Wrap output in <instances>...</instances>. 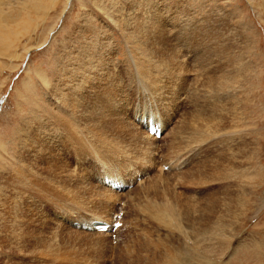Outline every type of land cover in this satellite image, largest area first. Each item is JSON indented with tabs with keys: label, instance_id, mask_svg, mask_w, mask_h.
<instances>
[{
	"label": "rangeland",
	"instance_id": "1",
	"mask_svg": "<svg viewBox=\"0 0 264 264\" xmlns=\"http://www.w3.org/2000/svg\"><path fill=\"white\" fill-rule=\"evenodd\" d=\"M33 1L0 0V264H149L164 244L179 246L175 264H264V0H56L46 11V0ZM105 77L125 89L123 114L136 129L135 110L154 101L164 113L163 102L170 121L153 161L182 152L188 162L174 165L177 177L168 164L161 172L163 161L146 169L127 188L134 195L96 185L107 203L92 185L96 154L79 156L65 135L82 126L96 136L88 118H97L118 137L126 120L92 92ZM138 160L132 177L145 169ZM104 208L120 216L114 240L66 222Z\"/></svg>",
	"mask_w": 264,
	"mask_h": 264
},
{
	"label": "bare ground",
	"instance_id": "2",
	"mask_svg": "<svg viewBox=\"0 0 264 264\" xmlns=\"http://www.w3.org/2000/svg\"><path fill=\"white\" fill-rule=\"evenodd\" d=\"M56 0H46V2H45V6H43L42 7V10H49L50 8H52L53 7V3L55 2ZM31 3L33 4V7L34 8H37V4L33 1V0H31ZM49 4H51V7H49ZM132 8V7H131ZM133 12L135 11V13H133V14H136V13H138L139 12V7H137V6H135L134 5V7H133V10H132ZM39 15L40 14H36V19H39ZM130 16V15H129ZM138 18V17H137ZM144 20V19H143ZM129 22V24L130 25H133L132 27H136V26H138V24H137V22L136 21H133V20H129L128 21ZM153 22V21H152ZM139 23V22H138ZM143 24V23H142ZM148 26H149V24H148ZM143 27V26H142ZM147 30V29H146ZM136 31V30H135ZM161 31V30H160ZM204 32V31H203ZM200 33H201V31H200ZM149 35V34H148ZM162 36V35H161ZM139 37V36H138ZM149 37H150V35H149ZM153 42V41H152ZM147 43H148V40H147ZM212 45V44H211ZM102 46V45H101ZM100 48V47H99ZM173 48V47H172ZM104 49H105V47H104ZM104 51V50H103ZM211 52H212V50H211ZM176 54V53H175ZM94 56V55H93ZM110 57V56H109ZM177 57V56H176ZM106 64H107V59H106V57L104 58V56H102V49L100 48L99 50H98V52L96 53V65H95V67H96V69H101V71L103 70V69H106ZM173 65L174 64H172V67H173ZM93 67H94V65H93ZM94 67V68H95ZM136 67V66H135ZM143 68V67H142ZM141 68V69H142ZM180 68V67H179ZM178 68V69H179ZM177 68H175V70H176ZM180 70V69H179ZM104 71V70H103ZM153 71V70H152ZM183 71H185V70H183ZM98 72V71H97ZM143 72H145V69H144V71ZM169 73V72H168ZM140 74V73H139ZM144 74V73H143ZM142 74V75H143ZM103 75V74H102ZM107 75V74H106ZM109 75L110 74H108L107 75V77H109ZM146 75V74H145ZM174 75H176V74H174ZM160 76V75H159ZM150 77V76H149ZM153 77V76H152ZM140 78V77H139ZM142 78H144V75H143V77ZM155 78V77H154ZM97 79V78H96ZM146 79V78H145ZM152 79V78H151ZM108 80V81H107ZM138 80V79H137ZM143 80V79H142ZM142 80H139L140 81V83H142ZM114 80H109L108 78H106L105 77V79H103L101 82H99L100 83V85H101V87H103V88H101V89H99V90H97V89H95V88H93L92 87V92L94 93L95 92V94H97V97L95 96V101L96 100H102V99H105V97H111V101L109 102V110L114 114V116H115V118H118V119H121V120H126V122H123V124L121 125L120 124V126H118V127H116V129H115V133L118 135V137L116 138V136H112V137H109V135L110 134H107L106 132H103V129L104 128H100V121L97 119V118H88V117H86L85 116V118H88V119H90V123L91 124H93V127L95 128V129H97V131H98V133H96V136L94 135V137H89V135H88V132L86 133L85 132V130H84V128L81 126V127H79L78 126V129L80 128L81 129V132L78 134V129H77V132L74 130V129H70V132H68V133H65V135H66V138L67 139H69L68 141V144H70L72 147H74L75 148V152L80 156V155H87V153H85V151L87 152H90L91 150H92V152L93 153H95L96 155H94L93 157H95L93 160H94V164L96 165V167H98L99 169H100V172L99 173H93L94 175H93V177H92V179L94 178V180H93V183H92V185L95 187V188H97L98 189V192H99V195L97 196V198L99 199V200H101L102 199V201L104 202V203H107V202H109L110 200H108V199H105V198H108L107 197V195H106V197H105V195L104 196H102V194H105L104 192H103V189L102 188H99V187H106L103 183H102V179H103V177H105V176H107V177H110V178H113L114 180H120V182L122 183V184H124V185H130V184H132L134 187L135 186H138V184L139 183H137L136 185L134 184V182L135 181H133L134 179L136 180L137 179V177H139V175L140 176H142V175H144L145 173H148L147 172V170H151L152 168H154L155 167V165H157V164H159V163H161V161H163V163H162V165H159V168H160V170H161V172H163V171H165V170H163V168H164V166L165 165H170V166H172V169L171 170H173V171H176V169H175V167H174V165H176L177 167H178V170H180V171H182V169L183 168H185L186 166H187V164H188V162L185 160L184 161V159L182 158V157H184L183 155H181L180 156V154L182 153H179L178 154V156L177 157H173V158H171V157H169V158H171L168 162L166 161V159H163V160H160L159 161V163H157V162H155V161H153V160H155V159H153V156H156L155 155V150H154V148H155V146H154V148H153V145H155V144H157L158 143V147H162V146H159V140L160 139H162V136H163V134H164V136H166V133H164V130H165V126H166V124L170 121V120H166V118L163 116V114L166 112V108L163 106V102H162V107H163V109H164V113H162V111L161 112H159L157 109H155V106L152 104V103H149V102H146V103H148V105H150V106H152L153 108H148V109H144V110H141V111H139V109H136L135 110V114L133 115V118H132V120H133V122H134V124H136L137 125V127L139 128V127H142V125L144 124L145 126L147 125V123H151L152 125H157V126H159V128L160 129H162L163 130V132L161 133V135H160V137H156L155 135H151V134H149L148 133V131H147V129L146 128H144V134H142L143 132L141 131L140 133H136V132H134L133 130L134 129H136V128H134V127H132L131 125L132 124H130L131 123V121H127V115H124L123 113V108H124V106H125V103H124V101L125 100H127L128 98L125 96V89H123V87H121L120 85H118V87H117V83H115V81L113 82ZM153 82H156V81H154L153 80ZM165 82V81H164ZM101 83H103V84H105L104 86H102V84ZM70 84V83H69ZM75 84V83H74ZM159 84V83H158ZM215 85V84H214ZM153 86V85H152ZM142 87H144V86H142ZM160 87V86H159ZM140 88V87H139ZM151 89H152V87H151ZM164 89V88H163ZM138 90V89H137ZM144 90V89H143ZM158 90V89H157ZM165 90H167V88H165ZM69 91V90H68ZM67 92V91H66ZM66 92H65V95H66ZM89 92V91H88ZM145 92V91H144ZM123 93H124V96H123ZM158 93H160V91H158ZM162 93V92H161ZM160 93V94H161ZM174 93V92H173ZM213 93V92H212ZM69 94H72L71 92H69ZM166 94V93H165ZM67 95H68V93H67ZM67 95L65 96L66 97V99H67ZM73 95V94H72ZM147 95V94H146ZM69 96V95H68ZM143 96V95H142ZM141 96V97H142ZM148 97V96H147ZM166 97V96H165ZM164 97V98H165ZM158 98V97H157ZM171 98V97H170ZM181 98V97H180ZM73 99V98H72ZM69 100H70V97H69ZM151 100H152V98H151ZM170 100H172V99H170ZM147 101V100H146ZM69 105H68V107L72 110H75V111H73V112H76V110L78 109L75 105H74V103H73V101H71L70 103H68ZM156 104V103H155ZM130 107V106H129ZM155 110V111H154ZM122 113V114H121ZM129 114H130V112H128ZM162 113V114H161ZM84 113H80V116H81V118L83 119L84 118ZM69 116V115H68ZM77 116V115H76ZM78 116H79V113H78ZM104 116L107 118L108 117V115L107 114H104ZM170 117V116H169ZM78 120V119H77ZM164 120V121H163ZM87 123V122H86ZM89 123V124H90ZM124 123H126L127 124V127L124 125ZM83 124V123H82ZM67 126H69L70 127V124L69 125H67ZM220 127V126H219ZM86 128V127H85ZM91 128V127H90ZM126 128V129H125ZM134 128V129H133ZM137 128V129H138ZM67 129V128H66ZM136 129V130H137ZM140 129V128H139ZM105 130V129H104ZM135 130V131H136ZM172 130V129H171ZM170 131V130H169ZM93 132V131H92ZM91 135V134H90ZM92 135V136H93ZM163 136V137H164ZM168 137H167V139L168 140H170V142H168V143H170L169 145H171L170 147V150L171 149H174V148H176L175 147V141H176V136L175 135H172V134H169V135H167ZM56 137V136H55ZM113 137H115V139L113 138ZM200 137H201V135L199 136V139H200ZM53 138V137H52ZM157 139H159V140H157ZM163 140V139H162ZM167 140V141H168ZM165 141V140H164ZM154 142V143H153ZM67 143V142H66ZM113 143H115V146L114 147H110L111 146V144H113ZM165 143H166V141H165ZM153 144V145H152ZM162 145V144H161ZM165 147H167V145H165ZM93 148H95V149H99V150H97V152L99 153V157H97V153L95 152V150L93 149ZM158 149V148H157ZM156 149V150H157ZM167 149H168V147H167ZM170 150H166V153H168ZM163 151V150H162ZM171 151H173L174 152V150H171ZM176 151H177V149H176ZM176 151L174 152V154L176 153ZM85 154H84V153ZM164 153H165V151H164ZM164 153H161V151H159V155H158V153H157V158H160V159H162V158H166V157H164ZM169 153H171V152H169ZM168 153V154H169ZM117 154L118 155H122L124 158H121L120 160H118L117 158H116V156H117ZM144 154L145 155H147V157L145 158V156H144ZM173 156H174V154L173 153H171ZM170 154V155H171ZM151 157H150V156ZM171 155V156H172ZM185 155V154H184ZM191 155V154H190ZM92 156V155H91ZM130 156H133V158H130ZM187 157H188V155H186ZM192 156V155H191ZM113 157H114V159H113ZM152 158V159H151ZM184 158H186V157H184ZM189 158H191V157H189ZM188 158V159H189ZM109 159V160H108ZM111 159H113V162L112 161H110ZM137 159H139L138 161H142V164H143V166L142 167H145V169H143V171L142 172H139L138 174H137V176L136 175H133V177L134 176H136V178H133L132 177V172H134L133 170L135 169L134 167H136V165L135 164H137ZM176 159V160H175ZM192 159H193V157H192ZM107 160V162L108 163H105L104 164V162ZM168 160V159H167ZM83 161V160H82ZM133 161V162H132ZM132 162V163H131ZM185 163H187L186 164V166H184L185 165ZM196 163V162H195ZM162 166V167H161ZM184 166V167H183ZM183 167V168H182ZM126 169H129L128 171L126 170ZM147 169V170H146ZM168 170H169V167H168ZM168 170H166V171H168ZM176 171V172H178V173H175V175H176V177H177V174L179 175L180 173H182V172H180V171ZM165 171V172H166ZM184 171H185V169H184ZM92 172V171H91ZM165 172H163V173H165ZM171 172V171H170ZM134 174V173H133ZM160 175V174H159ZM167 176V175H166ZM169 176V175H168ZM171 176V175H170ZM162 177V176H161ZM160 176H159V178H161ZM173 177H174V175H173ZM179 177V176H178ZM142 178V177H141ZM141 178H140V183L142 182V180H141ZM126 179H130V183H129V181L128 180H126ZM162 179V178H161ZM161 179H158L157 178V180H160L161 181V184L159 185V187L161 186V185H163L165 188H166V190H170L169 188H171L172 189V187H173V183H170L169 181H167L166 180V182H164L163 180H161ZM178 179V178H177ZM86 180V179H85ZM168 180H169V177H168ZM162 181H163V183H162ZM83 183V182H82ZM87 183V182H86ZM98 183H100V185L98 184ZM175 183V182H174ZM95 184V185H94ZM156 184V182H155V180L153 181V183H151L149 186H147V189H149L150 191L152 190V187H153V190H154V185ZM84 185V184H83ZM99 186V187H97V186ZM102 185V186H101ZM187 185H191V184H187ZM82 186V185H81ZM132 186V187H133ZM103 187V188H104ZM130 188V187H129ZM164 188V189H165ZM109 189V188H108ZM131 189V188H130ZM105 190V189H104ZM174 190V189H173ZM106 191H107V189H106ZM105 191V192H106ZM116 191H118V190H116ZM115 190H112V189H109L108 190V192L109 193H111V195L112 194H115L116 196L117 195H119V194H124L125 193V196H128L129 195V191H127V189H124V190H120L119 191V193L118 192H116ZM140 191V189L138 190H134L130 195H134V194H136V193H138ZM172 191V190H171ZM176 191H174L173 193H175ZM108 193V194H109ZM107 194V193H106ZM128 194V195H127ZM171 194V193H170ZM129 195V196H130ZM182 196L181 194H178V196ZM174 196H175V194H174ZM125 198V197H124ZM192 198V197H191ZM193 199V198H192ZM210 199V198H209ZM187 201H190V200H188V198H187ZM177 202V201H176ZM122 203V201L121 202H119L118 204H117V206L119 207L120 206V204ZM178 203V202H177ZM189 203H191V202H189ZM193 203V202H192ZM123 205V204H122ZM190 205V204H189ZM117 206H116V210H117ZM181 206V205H180ZM187 207V206H186ZM159 208H164V207H159ZM105 209V208H104ZM106 211H107V214H106ZM205 211V210H204ZM103 213V214H102ZM101 214H96V216H90V217H88V218H86V217H77V216H75L76 218H74V219H70V218H67V220H66V222L70 225V227L71 228H73L74 227V229H78L77 231L78 232H80V230H84V231H82L83 233H85V231H86V233H88V234H94V235H97V236H106L107 234H104V233H109V235H110V237L112 238V235L113 234H115V232H117V229L119 228H116V230H114L113 232L114 233H112L111 231L110 232H108V231H104V232H96V231H93V230H88V229H84L83 227H76V226H74L73 225V223L74 222H78V223H88L89 221H91V220H102V221H106V222H108V223H110V228L112 227V225H113V223L115 222V221H117V214H119L118 212H117V214L115 215V213L113 212V213H111V214H109L108 213V208L107 209H105L103 212H102ZM206 213V212H205ZM161 213H159V215H160ZM115 216V217H114ZM114 217V218H113ZM120 217V216H119ZM119 217H118V221H120L119 220ZM167 217L168 216H166V219H167ZM68 225V226H69ZM205 226V225H204ZM69 227V228H70ZM71 230V229H70ZM73 230V229H72ZM74 231V230H73ZM88 231H90V232H88ZM116 235V234H115ZM91 238V237H90ZM96 238V237H95ZM94 239V238H93ZM115 239V238H114ZM113 239V240H114ZM172 239V238H171ZM161 243V242H160ZM172 243H174V242H172ZM171 243V244H172ZM160 245H162V244H160ZM179 245H181L180 243H179ZM188 245V244H187ZM192 245V244H191ZM189 246V248L188 249H190V251H191V253H193L192 254V256L193 255H195V252L197 251H195V247L193 248L192 246H190V245H188ZM195 246V245H194ZM158 248V247H157ZM160 248H161V254L160 255H158V256H154L153 255V257H151V259L149 258V259H147V261H145V260H143V261H145V262H149V264H175L176 262H179L180 261V258H179V254H180V248H179V246H175V245H168V244H164V246L162 247V246H160ZM155 250V249H154ZM154 251H152L151 253H153ZM189 252V251H188ZM150 253V252H149ZM190 253V252H189ZM191 253H190V255H191ZM158 254H159V252H158ZM187 254V253H186ZM185 254V255H186ZM146 256L147 255H144V257L146 258ZM182 258V257H181ZM188 258H192V257H190L189 256V254H188ZM138 259V258H137ZM190 259H187V261H190ZM207 259V258H206ZM138 260H140V259H138ZM138 260H137V263H138ZM136 261V260H135ZM186 261V262H187ZM134 263V262H133ZM139 263H140V261H139ZM180 263V262H179ZM141 264H142V262H141ZM145 264V263H144ZM191 264V263H190Z\"/></svg>",
	"mask_w": 264,
	"mask_h": 264
}]
</instances>
